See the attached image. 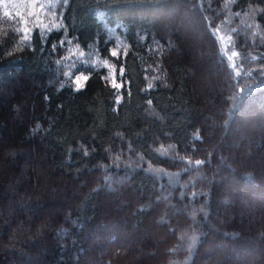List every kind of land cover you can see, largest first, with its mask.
<instances>
[{
  "label": "trees",
  "instance_id": "obj_1",
  "mask_svg": "<svg viewBox=\"0 0 264 264\" xmlns=\"http://www.w3.org/2000/svg\"><path fill=\"white\" fill-rule=\"evenodd\" d=\"M60 1L59 27L44 34L35 26L28 37L27 5L13 8L23 18L0 8V78L19 85L12 95L0 92V207L9 205L17 182L20 197H35L37 212L49 207L46 236L38 238L50 245L46 264H147L121 247L102 256L100 240L122 232L152 251L146 238L159 225L169 245L150 262L227 264L233 249H252L264 263V226L243 225L237 216L242 197L260 189L264 175L241 156L230 172L215 154L228 144L222 130L246 109H264V0ZM41 2L36 16L49 19L55 0ZM184 12L201 23L206 42ZM217 34L231 36L227 51ZM201 50L220 72L211 103L202 100ZM94 58L114 68V83ZM79 74L85 78L77 89ZM26 157L36 167L19 178ZM232 178L238 189L228 185ZM40 179L47 188L37 189ZM23 248L16 264L42 256L33 243Z\"/></svg>",
  "mask_w": 264,
  "mask_h": 264
},
{
  "label": "rangeland",
  "instance_id": "obj_2",
  "mask_svg": "<svg viewBox=\"0 0 264 264\" xmlns=\"http://www.w3.org/2000/svg\"><path fill=\"white\" fill-rule=\"evenodd\" d=\"M41 1L43 0H0V8H2L3 12L8 16L23 18L24 15L22 14V12L18 9L13 8H19L21 3L27 5L30 15L28 18H24L22 27L23 36H31L32 29L35 26L40 27L42 32L44 34H47L52 29L59 27L60 22H58L57 20L60 21L59 15L61 16L64 1L55 0V2L51 5L52 12L49 13V19L39 18L36 16L38 12H41L42 7L39 6V3ZM41 5L44 6L43 2H41ZM175 13L178 15V11ZM187 15L188 14L184 12L182 18H184L186 22H189V24H191L193 34L197 36V39L206 42L207 40L205 39V36L201 30V23L198 20L191 18L190 15ZM165 30L170 35H173L176 32L175 29L169 25L165 26ZM217 36L221 40L222 45L225 47H222L223 51H227V47H229L231 44V36L228 34H217ZM111 38H114V36ZM203 47L204 50L207 48L206 46ZM204 50L199 51L201 63L204 64L202 70L203 74L200 80H202V84L205 85L206 89L204 90V93H202V100L205 103H211L213 94H215L219 90L217 82L219 80L220 72L215 71L210 64L205 62L208 53ZM228 54L230 58L235 55L234 51L230 50L228 51ZM98 59L99 58H94V62H98ZM98 65L100 67H106V70L110 71L109 78L110 80L112 79L114 83L116 78L114 77V68H112L109 63L103 61L102 59H99ZM8 73L17 74V69L11 67L8 69ZM84 78V74L77 75L72 81L73 85L77 89L81 88L80 86L82 85ZM211 82L214 83L213 86ZM16 89H19V85L17 82L15 83L9 79L0 78L1 94L11 93L12 95V92ZM22 98L23 100H18V103L22 105L23 109L25 106V97ZM20 101L22 102L20 103ZM241 114L243 115L241 121H232L230 123L229 129H227L226 131L222 130L219 133L218 136H220V138L226 141L228 144L225 145V148H222L223 150L219 151V148L215 149L217 160H220L222 165L227 166V168H229L228 170L230 172H233L234 165L232 164V162L234 163L236 160L239 161L241 156L243 157L242 160L245 159V162H247L252 167H256L257 171L260 174L264 175V109H261L259 108V105H256L250 107L248 110L246 109L245 112L243 111ZM210 119L213 123L212 125H219L218 120H216L213 116H210ZM3 152L4 151L0 149L1 157L3 155ZM224 156H226L227 158L224 159ZM23 164L25 165L24 168L22 169L21 165L19 168L20 170H22H19V178L25 177L29 173H33V169H35L36 167L34 166L33 161L30 160V157H26ZM27 166L30 167V169L27 168ZM214 171L219 172L220 170L215 166ZM173 182L174 181H171V184H173ZM222 183V181H217V184L219 185H221ZM261 183L262 184L260 185V189L249 190V193L245 194L244 199L242 197V201L239 204V215L237 216L240 219V223H243V225L250 227V224H256L257 228H259L260 225L264 226V178ZM22 184L23 183L17 182L13 185H10L9 193L11 195V199L9 205L0 207V259L2 260V264H16L18 262V259H20L19 257L27 254L23 247L29 245L30 243H33V245L37 247V250L41 253L42 256L34 255L32 257V255H30L29 264H46L45 259L51 254L49 251L50 245L43 240L38 241V238L41 237V239H44V236H46L45 234L47 232V227H45L44 223L42 222V217L45 218L47 214H51V211L48 209L49 207H44L43 205V209L41 213H39L32 205L34 204L33 201L35 200L34 196L20 197V186ZM43 184V179H40L37 183V189L41 188V185ZM117 185L118 184H116V186ZM228 185L237 189L240 187V184L237 183L236 179H233ZM43 188H47V186L44 184ZM108 188L110 190H115V188H113V186L111 185L110 187L108 186ZM48 189L49 191H58V187L56 189L48 187ZM20 200L22 201V206L20 208H17L18 206H15V204L17 203V201L19 204ZM231 204L233 205V203ZM15 207L17 208L16 211H14L13 209ZM23 214L26 215V219L24 221H21L20 217ZM159 222L160 221H157L158 225L160 224ZM159 226L154 228L153 235L150 234L146 238L153 244L152 251L151 248H147L144 244H140L141 247H138L139 243L137 244L138 241L136 239H128L122 232L120 235H116V240L111 239V235H113L114 232L107 233L103 237V239H101L96 233L94 235H92V233L91 240L98 242V240L101 239L99 252L102 256L108 253L110 248L121 247L123 248V254H127L130 259H135L136 262L158 264V261L150 262V260L152 258L157 259L161 255V248H163L165 245H169L162 238L164 232L161 229V226ZM262 228L264 229V227ZM114 229H117L116 226L114 227ZM262 235H264V233ZM54 239L59 240V236L54 235ZM232 251V259L227 264H258L259 262H257V260L260 261L258 254L255 253L252 249L240 251H236L233 249ZM147 255H150L151 258H147Z\"/></svg>",
  "mask_w": 264,
  "mask_h": 264
}]
</instances>
